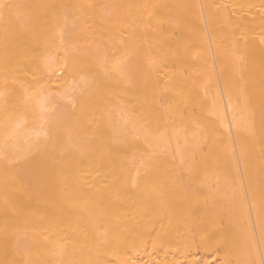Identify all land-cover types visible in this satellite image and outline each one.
<instances>
[{"label": "bare ground", "instance_id": "1", "mask_svg": "<svg viewBox=\"0 0 264 264\" xmlns=\"http://www.w3.org/2000/svg\"><path fill=\"white\" fill-rule=\"evenodd\" d=\"M0 264H264V0H0Z\"/></svg>", "mask_w": 264, "mask_h": 264}]
</instances>
